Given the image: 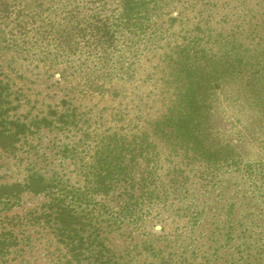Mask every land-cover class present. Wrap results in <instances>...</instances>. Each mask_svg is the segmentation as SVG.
<instances>
[{
    "label": "rangeland",
    "instance_id": "374dc122",
    "mask_svg": "<svg viewBox=\"0 0 264 264\" xmlns=\"http://www.w3.org/2000/svg\"><path fill=\"white\" fill-rule=\"evenodd\" d=\"M163 10L170 9L165 6ZM171 15L176 17L177 13ZM191 22L171 24L168 15L161 16L154 26L156 32L149 29L133 44L132 52L125 54L130 64L134 52L144 54L131 64L134 72L126 78L117 73V63L109 64L108 71L103 65L110 75L99 74L102 61L96 62L100 56L84 52L83 42L68 55L46 26L44 33H26L20 43L24 51L18 50L16 55L1 48L0 76L13 89L10 98L15 110L10 113L30 122V129L13 149L0 148V183L22 182L33 170L61 181L67 188L81 187L85 176L91 175L93 150L100 139L108 142L120 138L124 149L131 146L133 136L162 115L171 98L161 61L148 55L168 50L172 38L186 39L189 35L183 34L181 26ZM2 26L8 30V43L21 39L18 25L11 22ZM244 35L239 44L249 49L258 47L257 40ZM117 39L120 44L121 36ZM153 44L160 49L146 51ZM47 53L50 56L45 58ZM89 57L93 58L85 63L89 68L78 71ZM49 58L59 61L52 64ZM102 82H108L104 87L116 91L114 95L98 89ZM206 99L210 102L206 136L212 151L223 156L232 148L235 162L226 159L213 165L198 159L188 162L185 157L167 162L161 152L155 180L170 192L175 187V193L168 190L162 201L152 206L141 202L133 208L137 214L132 219L107 227L105 244L120 262L264 264V162L260 160L264 156V118L253 98L235 80L222 79ZM53 110L57 115L70 114L66 118L71 122H59L57 115H51ZM44 116L51 123L40 122ZM144 164L137 162L136 169ZM138 170L135 179L140 176ZM122 189L112 196L94 195L96 203L88 208L97 216L104 203L117 213ZM17 199L12 206H0V229L15 238L4 264H69V254L46 221L48 198L25 192Z\"/></svg>",
    "mask_w": 264,
    "mask_h": 264
},
{
    "label": "trees",
    "instance_id": "16d2710c",
    "mask_svg": "<svg viewBox=\"0 0 264 264\" xmlns=\"http://www.w3.org/2000/svg\"><path fill=\"white\" fill-rule=\"evenodd\" d=\"M165 6L170 10L164 12ZM172 12L177 13L176 17ZM165 14L171 24L178 20L185 24L192 22L181 26L183 34L188 33V40L181 36L172 38L174 42L168 44V50L148 55L158 57L162 72L168 78L166 84L171 98L162 115L136 133L132 145L126 149L120 138L108 142L100 139L93 150L91 175L85 176L81 187L67 188L61 181L48 179L33 170L22 182L0 183V206H12L25 192L48 198L44 212L46 221L69 254V264H124L105 244L103 233L117 221L136 216L133 208L141 202L152 206L155 201H162L169 188L159 186L155 180L156 162L162 161L161 152L165 153V158L167 156V162H178L181 157L188 162L198 159L213 165L226 159L235 162L232 148L218 156L207 140L210 102L206 101V96L224 78L238 81L264 118V0H0V49L6 48V52L16 55L18 50L24 51L20 43L25 41L26 33L34 30L44 33L46 26L51 35L62 42L61 49L68 55H73L83 42L84 52L92 57L100 56L96 62L102 61L99 74L110 75L108 65L117 63V73L123 78L134 72L131 64L144 56L134 52L130 64L125 54L132 52L136 47L133 44L149 29L156 32V21ZM11 22L18 25L22 35L18 42L12 40V44L6 41L8 30L2 26ZM31 24L33 28L28 27ZM244 33L249 34L251 40H257L258 47L249 49L239 44L237 41ZM118 35L122 38L120 44ZM157 48L153 44L146 51ZM49 56L47 53L45 58ZM49 59L52 64L59 61ZM90 59L93 58L85 60L78 71L88 69L85 63ZM106 83L102 82L98 89L114 95L116 91L105 88ZM12 93L9 82L0 76V148L6 150L13 149L19 137L30 129V122L10 113L15 110L10 98ZM51 115L56 116V111ZM69 116L60 113L56 119L66 124L71 122L66 118ZM40 122L48 124L51 120L44 116ZM260 160L264 162V156ZM129 162L135 163L131 166ZM137 162H145L144 167L136 169ZM136 170L140 171L137 179ZM120 187L123 189L117 213L102 203L103 211L95 216L88 208L90 203H96L94 195L112 196ZM169 193L174 194L175 187ZM14 241L11 232L0 229V264L6 262Z\"/></svg>",
    "mask_w": 264,
    "mask_h": 264
}]
</instances>
